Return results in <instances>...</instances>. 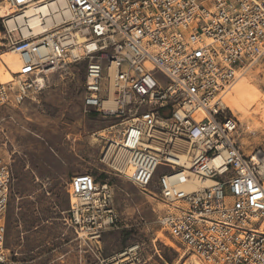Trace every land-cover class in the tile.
<instances>
[{
    "label": "built area",
    "instance_id": "2783aa9c",
    "mask_svg": "<svg viewBox=\"0 0 264 264\" xmlns=\"http://www.w3.org/2000/svg\"><path fill=\"white\" fill-rule=\"evenodd\" d=\"M33 1L11 0L20 11ZM66 2L72 17L35 37L8 29L0 14L3 45L19 56L12 71L0 53V68L11 77H0V107L36 98L48 74L88 58L84 112L118 119L131 113L98 135L99 161L111 165L122 149L133 185L145 190L156 177L158 223L182 253L200 264H264V152L241 150L239 121L222 101L264 56V0ZM90 42L95 49L88 50ZM110 97L111 111L103 108ZM179 152L187 157L182 163L170 157ZM162 163L168 168L159 173ZM11 178L0 154V264L18 256L5 244ZM193 180L210 184L181 187ZM67 194L62 220L79 242L80 260L104 262L102 236L117 221L109 178L73 174ZM131 246L126 251L139 249Z\"/></svg>",
    "mask_w": 264,
    "mask_h": 264
},
{
    "label": "rangeland",
    "instance_id": "374dc122",
    "mask_svg": "<svg viewBox=\"0 0 264 264\" xmlns=\"http://www.w3.org/2000/svg\"><path fill=\"white\" fill-rule=\"evenodd\" d=\"M6 3L0 0V6ZM4 29L0 19V53L8 52L3 45ZM87 62L84 58L62 72L48 74L45 88L36 98L0 107V154L12 171L5 235L6 246L18 252L12 264H99L80 260L79 242L62 220L69 208V178L81 172L91 173L98 180L109 178L114 191L117 221L102 236L104 262L100 264L197 261L179 251L158 223L162 204L154 185L156 177L142 190L110 163L99 161L104 142L94 133L106 134L104 129L117 121L125 124L131 113L118 119L84 112ZM236 81L230 94L246 116L228 107L226 113L239 121L237 143L246 155L257 149L264 152V56ZM167 168L162 163L159 173ZM136 243L138 250L128 252L127 258L120 256Z\"/></svg>",
    "mask_w": 264,
    "mask_h": 264
},
{
    "label": "bare ground",
    "instance_id": "6f19581e",
    "mask_svg": "<svg viewBox=\"0 0 264 264\" xmlns=\"http://www.w3.org/2000/svg\"><path fill=\"white\" fill-rule=\"evenodd\" d=\"M5 1L7 3L3 6H0L1 16L2 17L6 16L4 19L5 26H7L8 29L15 30L16 32L20 31L26 36L29 34H32L30 37L38 36L48 31L50 28L57 26L72 17V14L67 6L66 0H34L27 7H25L21 12H17L18 9L11 2V0H5ZM75 37L78 42H82L84 40V37H82L78 33L75 34ZM87 47H88V50L95 49L96 43L90 42L87 45ZM1 56L3 59L7 60V63H9L12 71L17 70V63L19 61V56L17 55L16 52H14L13 50H10L8 52L2 53ZM113 72L114 70L112 68H109L108 73L112 75ZM0 77L2 80H9L11 78L8 73H5V71H3L2 68H0ZM235 82L237 83V81ZM43 83L44 85H46L45 80H42V84ZM236 83H234L230 87V89L225 90L223 92L222 101L226 107L230 109L232 108V110L242 114L243 116H246L243 113V110L240 104L235 100L234 96L230 94L231 93L230 90ZM229 94H230V98H229L230 100H228ZM115 107H116V102L112 97L106 99L103 102L104 109L111 111V110H114ZM104 131H106V129H104ZM99 133L100 132L97 131L94 134H97V136L101 135ZM102 135H105V134H102ZM126 157H127L126 151L121 149L117 152L114 162L111 163V166L115 170L120 171L124 176L128 175V173L126 172L127 171ZM170 157L172 158L173 161H177L178 163H182L187 159L186 154L183 152H179L177 155H174V156L171 155ZM260 171L264 177V165L261 166ZM209 184H210L209 180H203V181L193 180V182L186 183L185 185H182L181 187L184 188L185 190H189L192 188L204 187ZM131 249H132V246L129 247V251ZM127 253L128 251H126L125 249V251L120 253V256H125L124 258H127L128 257L126 256ZM187 264H200V263L198 261L191 260Z\"/></svg>",
    "mask_w": 264,
    "mask_h": 264
}]
</instances>
